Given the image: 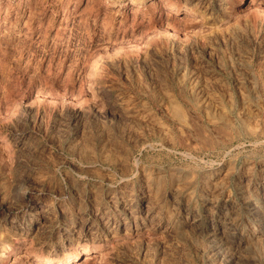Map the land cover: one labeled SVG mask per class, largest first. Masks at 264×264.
Returning <instances> with one entry per match:
<instances>
[{"label":"rangeland","instance_id":"374dc122","mask_svg":"<svg viewBox=\"0 0 264 264\" xmlns=\"http://www.w3.org/2000/svg\"><path fill=\"white\" fill-rule=\"evenodd\" d=\"M0 264H264V0H0Z\"/></svg>","mask_w":264,"mask_h":264},{"label":"bare ground","instance_id":"6f19581e","mask_svg":"<svg viewBox=\"0 0 264 264\" xmlns=\"http://www.w3.org/2000/svg\"><path fill=\"white\" fill-rule=\"evenodd\" d=\"M253 237V236H252ZM257 240V239H256ZM84 257H88L87 255L86 256H84ZM86 260L85 261H87V259L88 258H85ZM45 261V263H50V262H52V261H55V262H58V261H60L58 258H48V259H45L44 260Z\"/></svg>","mask_w":264,"mask_h":264}]
</instances>
